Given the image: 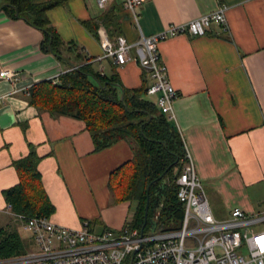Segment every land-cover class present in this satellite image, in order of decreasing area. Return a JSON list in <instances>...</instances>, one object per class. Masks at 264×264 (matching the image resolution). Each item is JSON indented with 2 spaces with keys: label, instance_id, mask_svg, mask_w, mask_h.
<instances>
[{
  "label": "crops",
  "instance_id": "crops-1",
  "mask_svg": "<svg viewBox=\"0 0 264 264\" xmlns=\"http://www.w3.org/2000/svg\"><path fill=\"white\" fill-rule=\"evenodd\" d=\"M42 2L46 0H33ZM0 69L19 71L13 84L0 78V227L12 229L3 191L19 181L13 159L32 147L41 156L38 169L55 207L49 218L76 228L88 220L95 229L121 230L133 215L129 201L117 203L109 190L113 169L133 157L132 144L118 139L95 149L83 119L52 114L30 104V86L58 80L61 72L85 60L102 73H117L128 88L147 87L150 79L135 58L117 64L104 55L99 27L111 37L134 41L169 23L187 21L226 3L228 26L213 22L202 35H171L158 42L176 90L175 119L184 146L204 185L214 216L233 208L248 213L264 205V0H143L136 7L138 25L124 0H66L47 10L63 43L67 60L40 47L42 32L1 9ZM86 22L90 23L88 27ZM144 97L156 104L155 93ZM153 97V98H152ZM158 107V106H157ZM18 231V230H17ZM29 237V236H28Z\"/></svg>",
  "mask_w": 264,
  "mask_h": 264
},
{
  "label": "trees",
  "instance_id": "trees-1",
  "mask_svg": "<svg viewBox=\"0 0 264 264\" xmlns=\"http://www.w3.org/2000/svg\"><path fill=\"white\" fill-rule=\"evenodd\" d=\"M64 1L6 0L1 9L41 30V49L68 61L62 53L63 41L47 15L49 8ZM86 25L89 27L90 23ZM68 49L85 61L61 72L56 81L44 79L33 83L28 89L29 103L52 114L83 119L95 149L118 139L129 140L133 157L113 169L108 181L114 201H129L133 206V215L126 225L142 228L148 196L144 233L150 226L160 231L177 228L183 204L176 195V178L185 161L179 130L154 102L144 97L147 87L128 88L117 73L107 75L96 69L76 46L69 45ZM40 157L31 147L26 155L12 161L19 181L5 189L3 196L16 214L49 217L55 210L37 166ZM31 244V238L23 239L17 229L0 227V258L23 254Z\"/></svg>",
  "mask_w": 264,
  "mask_h": 264
},
{
  "label": "built area",
  "instance_id": "built-area-1",
  "mask_svg": "<svg viewBox=\"0 0 264 264\" xmlns=\"http://www.w3.org/2000/svg\"><path fill=\"white\" fill-rule=\"evenodd\" d=\"M108 0H97L105 6ZM143 0H124L138 25L136 7ZM228 5L201 13L187 21L169 23L149 35L141 31L134 41L123 34L113 37L99 27L100 46L104 55L124 64L134 49L135 58L147 73V93L157 95L158 108L175 119L173 100L176 90L168 76L167 66L158 51L161 39L178 33L202 35L216 22L227 28ZM20 73L3 67L0 78L12 84ZM176 195L183 204V215L177 228L145 232L127 225L121 230L95 229L88 220L73 228L53 222L48 216L16 214L32 240L30 249L20 255L0 258V264H264V205L253 213L233 208L223 219L214 216L204 185L185 147V161L176 178Z\"/></svg>",
  "mask_w": 264,
  "mask_h": 264
},
{
  "label": "rangeland",
  "instance_id": "rangeland-1",
  "mask_svg": "<svg viewBox=\"0 0 264 264\" xmlns=\"http://www.w3.org/2000/svg\"><path fill=\"white\" fill-rule=\"evenodd\" d=\"M153 98V97H152ZM184 148H185V146H184ZM205 189V188H204ZM206 192V191H205ZM132 212H133V206H131L130 208H129V213H130V215L132 214ZM2 216L0 215V218H1ZM8 217V216H7ZM7 217H5L6 218V220L8 221V222H10L11 223V225H12V229H17L19 232H20V234H21V236H22V238L23 239H26V238H28V236H29V233L26 231V229L24 228V226H23V223L20 221V220H17L16 218H14L13 216H10V218H7ZM1 220H5L4 219V216L1 218ZM0 220V221H1ZM147 228H149L148 230L149 231H152V232H159L160 231V229H158V227H154V226H150V227H147Z\"/></svg>",
  "mask_w": 264,
  "mask_h": 264
},
{
  "label": "water",
  "instance_id": "water-1",
  "mask_svg": "<svg viewBox=\"0 0 264 264\" xmlns=\"http://www.w3.org/2000/svg\"><path fill=\"white\" fill-rule=\"evenodd\" d=\"M149 185H150V183H149L148 186H147V191H148V189H149ZM148 203H149V198H148V196H147L146 206H145V214H144V223H143L142 228L140 229L141 232L143 231V228H144V226H145V224H146V221H147Z\"/></svg>",
  "mask_w": 264,
  "mask_h": 264
}]
</instances>
